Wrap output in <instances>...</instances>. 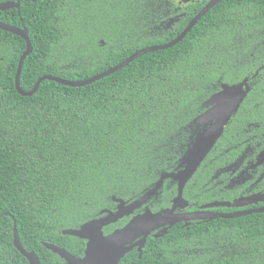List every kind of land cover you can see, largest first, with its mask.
<instances>
[{
	"label": "trees",
	"instance_id": "16d2710c",
	"mask_svg": "<svg viewBox=\"0 0 264 264\" xmlns=\"http://www.w3.org/2000/svg\"><path fill=\"white\" fill-rule=\"evenodd\" d=\"M145 1L20 0L17 9L0 11V21L26 27L32 43L21 88L30 91L47 74L87 79L167 43L207 2L190 5L185 18L159 31L152 0ZM240 17L263 24L264 0H222L174 46L85 86L44 80L30 96L14 84L25 40L0 29V264H28L13 245L14 224L41 264H58L43 242L80 255L84 241L62 229L94 217L112 196L142 195L178 164L216 83L207 69L208 37ZM214 222L212 230L225 225L242 248L214 264H264V213Z\"/></svg>",
	"mask_w": 264,
	"mask_h": 264
},
{
	"label": "flooded vegetation",
	"instance_id": "af4514ba",
	"mask_svg": "<svg viewBox=\"0 0 264 264\" xmlns=\"http://www.w3.org/2000/svg\"><path fill=\"white\" fill-rule=\"evenodd\" d=\"M19 1L0 0V4L4 2L17 4ZM201 1L203 0H152L150 7L157 21L154 29L169 30L176 22L187 16L185 10L195 9L190 5ZM208 1L210 0L206 3ZM144 5L148 6L147 0ZM18 7L0 9V11L9 13L11 9ZM208 45L207 69L211 75H216V83H213V90L208 92L207 98L218 92L222 83L235 84L246 80L249 90L237 111L224 126L212 149L184 185L182 197L185 202L181 203L182 206L178 205L174 208V213L177 214L192 212L234 214L264 207V155L259 160V156L264 153V23L261 24L257 17H240L234 23L220 27L216 33L211 32ZM205 109L204 104L201 112ZM202 127L204 125L198 126V131ZM177 165L168 171L176 170ZM177 187L176 181L165 179L155 195L150 196L128 214L117 218L116 221L103 225L101 227L103 235L112 234L123 228L134 217L147 210L156 214L170 208L173 198L177 195ZM256 194H260L262 198L247 200ZM140 196L135 198L112 196L110 206L101 208L94 217L86 221L104 217L105 209L116 212L119 202L113 198H121L127 205ZM234 202L240 204L232 206ZM251 214L256 213L247 215ZM247 215L215 219L199 218L152 226L147 233L123 245L121 250L125 252L118 262L119 264H214V261L234 253L235 248L237 252L242 250L241 246L229 240L232 232L225 225H222L223 229L220 231L212 230L216 224L214 221ZM155 218L157 217H150L148 221ZM82 240L84 247L80 255L53 244L81 258L84 256L87 243L86 239ZM56 255L54 259L58 264H66L63 258ZM114 255L115 253L110 257Z\"/></svg>",
	"mask_w": 264,
	"mask_h": 264
},
{
	"label": "water",
	"instance_id": "95a60500",
	"mask_svg": "<svg viewBox=\"0 0 264 264\" xmlns=\"http://www.w3.org/2000/svg\"><path fill=\"white\" fill-rule=\"evenodd\" d=\"M220 1L222 0L208 1V3H206L204 7L189 21L186 27L174 39L167 43L151 45L139 49L119 64L87 79L73 81L51 74L43 75L37 79L36 83L30 91H24L21 88L19 82L23 62L32 51V43L28 36V30L26 29V27H17L0 21V29L20 36L25 40L26 43V49L22 53L18 61L14 79L15 89L22 96H30L36 92L40 83L44 80H52L57 83L72 87H81L93 83L107 75L116 72L117 70H120L136 58L146 53L167 49L174 46L175 44L180 42L196 25V23L214 5H216ZM18 5L19 2L17 4L13 2H4L0 4V9L4 10L14 6L18 7ZM101 42L102 44H104L103 40ZM220 87L221 89L218 92L212 94L204 101L206 109L194 118V124L198 126L204 125V127H202L198 131L195 138L190 143L186 153L179 159L176 170L160 172L154 186L150 188L146 193L141 195L138 199L127 205L121 198H113L115 201L119 202L118 210L116 212L105 209L104 212H106V215L104 217L91 219L81 224L77 228H65L61 231L62 234L71 235L80 239L87 240L83 257H76L64 248H61L53 243L44 242V246L63 258L66 261V264H119V258L125 252L124 250H121L123 245L131 239L143 233H147L149 231V228H152V226L154 227L162 224H174L179 221H186L191 219H215L217 217L230 218L247 215L250 213L263 212L264 207L237 212L234 214H214L204 212H192L187 214L174 213V208L178 205L182 206L181 203L185 202L182 197V190L184 185L194 174L208 152L212 149L215 142L222 134L224 126L228 123L231 116L237 111L240 103L243 101L245 95L249 90V85L246 80L235 84L222 83ZM263 155L264 153L259 156V160H261ZM167 178L178 183L177 195L175 196V198H173L172 206L170 208L164 209L163 211L156 214L147 210L143 214L134 217L123 228L114 231L112 234L106 236L103 235L101 230V227L103 225L116 221L117 218L123 216L124 214H128L132 209L144 203L150 196L155 195L162 186L164 180ZM261 198L262 196L260 194H256L255 196H253V198H249L247 200H258ZM244 202L247 201L244 200ZM238 204L240 203L234 202L232 206H236ZM150 217L157 218L148 221ZM13 245L27 259L29 264H40L38 256L33 252L27 251L23 247L18 236L15 224L13 226ZM127 250L128 249H126V251ZM113 253H115V255L113 257H110Z\"/></svg>",
	"mask_w": 264,
	"mask_h": 264
}]
</instances>
